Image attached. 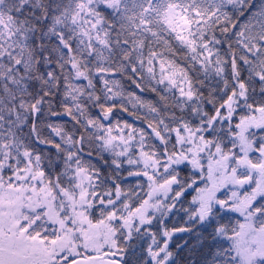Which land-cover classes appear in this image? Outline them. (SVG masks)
Wrapping results in <instances>:
<instances>
[{
    "label": "snow or ice",
    "instance_id": "6c2138e0",
    "mask_svg": "<svg viewBox=\"0 0 264 264\" xmlns=\"http://www.w3.org/2000/svg\"><path fill=\"white\" fill-rule=\"evenodd\" d=\"M0 264H264V0H0Z\"/></svg>",
    "mask_w": 264,
    "mask_h": 264
}]
</instances>
